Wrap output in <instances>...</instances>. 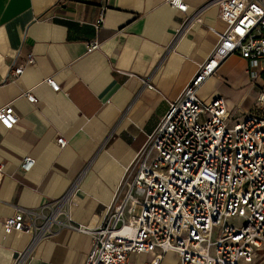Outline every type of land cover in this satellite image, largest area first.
<instances>
[{
    "label": "crops",
    "instance_id": "obj_1",
    "mask_svg": "<svg viewBox=\"0 0 264 264\" xmlns=\"http://www.w3.org/2000/svg\"><path fill=\"white\" fill-rule=\"evenodd\" d=\"M167 1L0 0V108L18 118L10 129L0 123V264H84L90 238L69 224L95 228L116 206L136 153L214 50L211 30L225 29L214 0H183L185 14ZM197 12L201 22L190 24ZM12 67L23 68L15 80ZM255 69L231 55L198 97L223 99L241 120L263 89L264 62ZM25 157L35 162L27 173ZM16 213L32 232L5 226ZM262 260L264 247L253 262Z\"/></svg>",
    "mask_w": 264,
    "mask_h": 264
},
{
    "label": "built area",
    "instance_id": "obj_2",
    "mask_svg": "<svg viewBox=\"0 0 264 264\" xmlns=\"http://www.w3.org/2000/svg\"><path fill=\"white\" fill-rule=\"evenodd\" d=\"M167 4L180 13L187 11L183 0ZM214 4L225 29L211 30L217 37L214 50L136 153L120 184L121 199L116 192V206L108 208L95 228L69 224L90 238L84 264H135L129 254L151 252L161 258L172 253L177 264H252L264 246V114L253 109L233 121L223 99L204 102L198 97L201 85L229 56L240 57L248 70L264 62V4L260 0ZM200 14L187 21L200 23ZM103 20L101 12L95 27L100 28ZM26 63L33 64V58L27 56ZM22 72V67H12L8 77L15 80ZM45 83L58 90L52 78ZM23 97L36 101L30 92ZM254 106H264V89ZM17 121L11 105L0 108L4 128ZM56 142L60 149L66 146L62 138ZM34 163L25 157L19 170L27 173ZM235 220L239 225L229 223ZM4 224L16 232L34 228L22 213Z\"/></svg>",
    "mask_w": 264,
    "mask_h": 264
},
{
    "label": "rangeland",
    "instance_id": "obj_3",
    "mask_svg": "<svg viewBox=\"0 0 264 264\" xmlns=\"http://www.w3.org/2000/svg\"><path fill=\"white\" fill-rule=\"evenodd\" d=\"M246 69H247V67H246ZM255 70L256 69H254V71ZM247 71L251 72V70H248V69H247ZM261 78L264 81V69H262V71H261ZM261 88L264 89V84H263V86ZM254 112L258 113V114H264V106H262L261 108H256L254 106ZM138 212H139V209L136 208L135 215H137ZM229 223L234 224V225H239L238 220L231 221ZM128 257H129L130 261L135 263V264H145V263H151V264H177V258L172 253H166L162 258L159 255H157L155 252H151L148 255H145V254H141V255L129 254ZM253 264H264V260L260 261L259 263L253 262Z\"/></svg>",
    "mask_w": 264,
    "mask_h": 264
}]
</instances>
